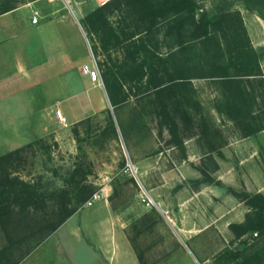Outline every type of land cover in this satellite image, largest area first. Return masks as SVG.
Instances as JSON below:
<instances>
[{
	"label": "rangeland",
	"instance_id": "rangeland-1",
	"mask_svg": "<svg viewBox=\"0 0 264 264\" xmlns=\"http://www.w3.org/2000/svg\"><path fill=\"white\" fill-rule=\"evenodd\" d=\"M25 1L29 0H0V7L6 3L16 6ZM150 1L157 5L173 0ZM192 2L194 9L187 13L196 21L203 13L206 25L203 34L193 31L195 26L189 19L180 34L174 31L170 21L174 17L173 11H168L166 18L152 20L141 6V0H112L102 7L93 0L36 2L30 10V16L37 12L32 33L33 40L37 38L38 53L34 47L33 55L41 56L38 55L39 50L41 53L39 45L44 38L53 43L52 37L57 36L52 28L39 35L41 21L51 17L46 14L47 8L54 6L65 11L70 8L78 11V17L74 19L77 21L79 18L84 28V50L78 51L74 45V56L64 54L63 61L55 63L51 56V48L55 45L50 44L49 54H45L46 61L43 59L41 62L38 58L40 64L33 69L36 71L32 79L36 82L34 89L17 92L13 99L0 103V123L5 129L1 133H8L14 127L21 138L30 132L40 135V138L15 148L5 160V169L11 175L28 180L45 194L61 188L69 190L76 180L90 185L93 191L105 185V197L115 214L125 222V230L142 264L176 261L183 255L181 260L187 257L188 263L194 264L192 256L179 242L176 227L179 220L175 221L174 215L178 211V202L184 205L183 212L192 211L191 190L200 182L222 186V195L214 196L210 189L202 194L208 201L205 206L209 214L207 221L198 224H203L207 231L226 234L227 223L245 215L246 211L241 209L245 210L246 205L240 203L242 207L239 210L234 202L241 200L227 189L231 186L241 191L243 187L233 188L216 180L218 175L212 149L227 137L242 134L246 128L245 125L237 126L236 131L231 125L221 128L215 107L221 92H225L228 98L232 93L236 94L243 105L248 97L251 99L247 92L256 91L259 102L256 109H249L250 117L246 116V110L234 112L246 122L259 121L256 128L264 124V79L261 78L264 71V0ZM60 30L59 45L62 31L71 39L73 36L72 30L66 26ZM80 53L88 55L87 61L93 60L100 78V85L96 86L103 93L99 107L88 111L72 107L68 99L72 95L70 90L76 88L77 78L82 81L78 95L81 101L85 97L95 101L97 96V90L84 84V78H79L78 71L76 73ZM106 84L118 100L113 109L106 97ZM158 90H161L160 97ZM16 99L23 106L13 102ZM48 102L52 106L61 104L65 126L56 117L52 118ZM163 102H166L167 114L176 122L180 141L191 138V142L185 143L186 148L183 143L175 144V138L165 128L159 114ZM14 103V109H7ZM56 110L53 109V115ZM109 116L114 130L110 127ZM11 117L16 124L8 126ZM2 151L0 156L6 153ZM190 151L202 152L201 157L190 160L209 172L211 182L204 181L208 175L193 179L191 176L194 174L185 171L183 162L186 152ZM127 161L133 168L125 165ZM223 176L225 182L233 183L231 173ZM141 187L152 199L148 205L140 199ZM75 196L78 193L69 192L67 198ZM209 200H222V206H229L228 210L233 213L230 218L234 219L215 223ZM47 203L49 205L51 201ZM236 211L238 216L235 217ZM168 215L172 216L173 224L168 222ZM52 217L44 213L37 217L38 224L46 225ZM33 218L36 217L31 215L29 223ZM183 219L187 224L192 223L187 214ZM46 231L45 228L28 234L26 230L17 228L10 232L7 230L6 234L0 228V248H7L8 264H17L36 248L45 239ZM24 234L26 236L21 238ZM263 240L251 233L238 238L227 236L224 248L209 253V262L205 264H240L242 258ZM186 246L189 248L187 243ZM168 247L174 249L171 248V253H163Z\"/></svg>",
	"mask_w": 264,
	"mask_h": 264
},
{
	"label": "crops",
	"instance_id": "crops-1",
	"mask_svg": "<svg viewBox=\"0 0 264 264\" xmlns=\"http://www.w3.org/2000/svg\"><path fill=\"white\" fill-rule=\"evenodd\" d=\"M36 2H40V0L25 1L0 13V103L13 99V96L17 92L34 89L32 87L36 82L32 79L36 71L33 72V69L35 70V67H38L40 64L37 61L38 58L42 62L45 59V54H49L48 47L51 46L50 44L54 43L53 45H55L51 48L52 60L55 63L57 61L62 62L64 54L74 56V52H76L73 49L74 45L77 46L78 51L84 50L83 39L86 42L84 28L79 22V18H77V21L74 19V17H78V11L71 10V8L65 11L60 7L56 8L54 6L47 8L46 14H50L51 17L46 21H41L39 35L42 32L55 29L53 34L57 36L52 37L54 39L53 43H50L49 40L46 41L44 38L43 43L39 45L41 53L39 50L38 55L41 54V56L36 57L37 54L33 55L34 47L36 48V53H38V45L36 43L37 38L33 40L32 31L34 25L30 20V10ZM69 14L74 15L72 16L73 18ZM65 26L70 31L72 30L73 36L71 39L62 31L61 45H59L58 31L61 32L60 29ZM77 48L75 47V49ZM82 54L80 53V58H77L76 73L78 71L79 78H84V84L87 83L89 87L97 90V96H95V101L94 98L90 97H85V100L82 99L81 101L78 95L81 91L82 81L77 78L75 80L76 88L70 90L71 92L69 93H72V95L68 99L72 107L75 106L80 110L88 111L99 107L102 102L103 93L99 92L101 88L99 89L95 84L91 83L81 73V70L79 71L81 64L89 62V60L87 61L88 55L83 54V56ZM261 78L264 79V71ZM247 93L251 99L248 97L243 105H241L242 100L237 98L234 93H232L231 98H228L225 92H221V96L216 99V114L218 121L221 120V122L219 121L221 128L231 125L236 131L237 126L245 125L246 127L242 134L229 136L227 140H223L221 144L212 149L216 160L215 172L218 175L216 180H219L223 185L227 183V186L232 185L233 188L234 186L241 185L247 192H257L264 195V124L262 127L256 128L259 121L246 122L242 119L243 117L234 112L236 110H246V116L250 117L249 109H256L255 105L259 102L256 91ZM13 102H16L20 106L22 105L17 99ZM48 105L52 118H55L52 112L54 108L59 111L63 110L60 103L52 106L53 104L48 102ZM13 107H15V103L13 106L8 105L7 109H14ZM109 107L111 108L110 104ZM11 118L12 120L8 122V126L16 124L14 117ZM4 130L3 124L0 123V150H3L2 152H9L36 138H40V135H36L37 132H30L28 135L24 134L21 138V136H17L18 134H16L14 127L8 133H1ZM180 142L186 148L185 143L191 142V138L181 140ZM201 156L202 152L198 154L192 151L186 152V161L184 160L183 162L184 168L191 175L192 173L194 174L191 176L193 179L199 178V175H204V177L208 175L206 179L210 177L209 172L203 169L199 163H192L190 160ZM225 173L232 174L233 183L225 182L223 179ZM221 187V185L217 187V185H205L203 182H200L197 188L191 190L192 199L190 202L193 205L192 211L183 212L182 207L184 205H180V202L177 203L178 211L174 215V220H179L176 223L177 236L183 248L187 249L193 258L192 260L197 264L209 262L208 254L212 251L214 253L223 249L227 236L232 237L228 228L229 233L225 229L226 234L221 233L217 235L207 231L203 224H198L203 220L207 221L209 214L205 206V203L208 201L202 194L207 189H210L214 191V196L215 194L222 195V191H220L222 190ZM209 201L213 208L214 217H212V220L215 223L218 221L228 222L234 219L230 218L233 213L228 210L229 206H222V200ZM240 203L243 205L242 201L234 202L239 210L242 207ZM241 211L245 212L247 208L245 210L241 209ZM185 214L190 216L192 223L187 224L186 220L183 219ZM234 216H238V211L234 213ZM242 217L243 214L241 218L234 222H241L243 220ZM170 221L173 224L172 216L168 215V222ZM125 226V222L115 214L109 200L104 197L90 206L81 207L73 212L17 264H142L134 250L128 232L125 230ZM215 228H217L216 225ZM186 243L189 245V248L186 246ZM227 247L229 248V246ZM171 248L174 249V247H168L163 253H171ZM181 257L177 258L176 261L173 259L168 262L167 260L162 264H189L187 257H184L182 260ZM184 260H187V262Z\"/></svg>",
	"mask_w": 264,
	"mask_h": 264
},
{
	"label": "trees",
	"instance_id": "trees-1",
	"mask_svg": "<svg viewBox=\"0 0 264 264\" xmlns=\"http://www.w3.org/2000/svg\"><path fill=\"white\" fill-rule=\"evenodd\" d=\"M134 2H132V4ZM14 6L15 5L8 3L1 4L0 13L11 9ZM141 6L146 9V15L152 20L156 17L166 18L168 11H173L172 14L174 17L170 20L172 23L171 28L179 34L187 19H189L191 24L195 26L193 31H199L201 34L206 32V25L203 20L205 17L203 13L200 14L197 21L193 18V15L189 16L187 13L194 9L192 0H173L169 1L168 4L157 3V5L150 0H141ZM96 11L97 10L93 12ZM104 86L109 104L113 109L117 105L118 100L115 99L114 94L110 90V86H108V84ZM157 92L159 94L161 90H158ZM158 96L160 97V94ZM159 114L163 119L162 121L165 124L168 133L175 138V144L180 145V138L176 134L177 125L171 116L167 114L166 102H163ZM108 120L111 129L114 130L110 116L108 117ZM13 150L0 156V228L6 234L7 230L10 232L17 228L26 230L28 234L30 231L33 232L35 230L36 232H41L46 228V235H44L46 237L80 207V205L93 192V187L84 184L82 180H76L74 181L72 188L69 190L61 188L47 194L40 192L28 180L11 175L5 169V160L11 156ZM211 180L212 178L208 177V179L204 181L211 182ZM200 181L203 180L200 179ZM79 183L80 185H78ZM227 189L235 197L237 196L247 207V211L240 223L232 222L227 225L233 238H238L245 233L255 234L257 237L264 238V195L257 192H247L244 189L241 191H236L231 187H227ZM69 192L78 193V196H75L76 198L71 197L68 199L67 195ZM71 200H73L72 203ZM47 201H51V204L48 205ZM44 213H48L53 217L48 224L40 226L37 217ZM31 215L36 218H33L32 223H29ZM48 218L49 216L45 220L47 221ZM25 236L26 234L22 235L21 238ZM8 260L7 248L1 247L0 264H8ZM10 264H16V262ZM240 264H264V240L261 244L258 243L253 249H251L247 256L242 258Z\"/></svg>",
	"mask_w": 264,
	"mask_h": 264
},
{
	"label": "built area",
	"instance_id": "built-area-1",
	"mask_svg": "<svg viewBox=\"0 0 264 264\" xmlns=\"http://www.w3.org/2000/svg\"><path fill=\"white\" fill-rule=\"evenodd\" d=\"M95 2V4L97 6H103L106 3H108L110 0H93ZM31 23H35L37 21V12H33L32 16H31ZM80 70L81 73L83 75H85L89 81L95 85H100V78H99V73H98V69L95 66L94 62L92 59H90V62L87 63H83L80 66ZM54 115L56 117V120L61 123L62 125H66V119L65 117L61 114V112L59 110L54 111ZM125 165H127L129 168H133L132 164L127 161L125 163ZM128 170V169H127ZM131 170V169H130ZM132 171V170H131ZM141 196L140 199L145 202L147 205L149 203L152 202V199L146 194L145 190L143 187H141ZM105 197V185L104 186H100L99 188H97L96 190H94L90 196L82 203L81 207H85V206H90L92 205L94 202L102 199ZM164 213H166V211H164ZM194 264H197L193 261ZM192 264V263H189Z\"/></svg>",
	"mask_w": 264,
	"mask_h": 264
}]
</instances>
